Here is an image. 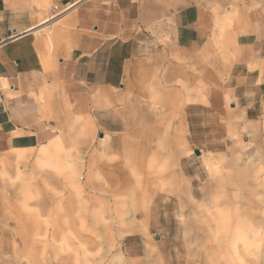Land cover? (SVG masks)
I'll return each mask as SVG.
<instances>
[{
  "label": "rangeland",
  "instance_id": "1",
  "mask_svg": "<svg viewBox=\"0 0 264 264\" xmlns=\"http://www.w3.org/2000/svg\"><path fill=\"white\" fill-rule=\"evenodd\" d=\"M0 2L20 5L24 24L63 11L57 0ZM193 2L211 16L209 35L180 45L171 20L145 10L141 55L120 88L90 94L83 114L55 85L29 94L46 136L0 151V264H264V0ZM66 18L52 30L62 41ZM153 66L191 95L156 116L157 142L141 136L138 114L141 99L155 101L141 90ZM247 73L256 91H243ZM12 95L0 78V101ZM166 132L181 145L159 176L143 145L160 146Z\"/></svg>",
  "mask_w": 264,
  "mask_h": 264
},
{
  "label": "crops",
  "instance_id": "2",
  "mask_svg": "<svg viewBox=\"0 0 264 264\" xmlns=\"http://www.w3.org/2000/svg\"><path fill=\"white\" fill-rule=\"evenodd\" d=\"M57 2L63 6L60 14L53 19H48L49 14L46 19L35 17L27 24L20 20V5L0 4V78L14 94L9 102L0 101V151L9 150V146L35 147L44 141L46 131L38 122V104L29 96L31 92L38 94L44 83L64 89L78 114L85 112L91 93L120 88L129 64L141 55L145 10L151 12V19L168 17L178 43L186 47L203 41L212 24L208 11L193 0H163L161 7L152 0ZM173 3L180 6L173 8ZM66 6L71 7L67 10ZM65 16L71 29L62 30L67 35L62 41L52 30L54 22ZM44 23L47 30L41 35ZM153 24L150 27L155 29ZM241 85L243 91H256L257 75L247 73ZM146 102V98L141 99V106ZM249 108L246 106V112ZM147 109L148 121L154 125L156 109L154 105ZM138 114L142 126L146 121L143 108Z\"/></svg>",
  "mask_w": 264,
  "mask_h": 264
},
{
  "label": "bare ground",
  "instance_id": "3",
  "mask_svg": "<svg viewBox=\"0 0 264 264\" xmlns=\"http://www.w3.org/2000/svg\"><path fill=\"white\" fill-rule=\"evenodd\" d=\"M72 4H74V3H71V5ZM68 7H71V6H66V9ZM55 15L56 14L51 13L49 15L48 19H53V17ZM42 21H41V23H42ZM127 70H128V68L126 69V71ZM126 71H125V74H127ZM147 71L149 72L148 75L143 74V73H142L143 75L141 74L142 75L141 76V90H147L148 93L150 94V93H152L151 89H153L155 91V93L157 92V94H155V96L153 97V99L155 100L154 103L146 102L145 104H143V107L141 106V108H143V110H144V114L146 117V121L143 122L144 125L141 126V136H143L144 139H146L147 141H154V142L156 141L157 142L158 139L160 138V132L161 131L158 128H156L155 126H153L152 124H150L151 123L150 121H148L149 120L148 119L149 114L147 113L148 112L147 108L150 105H152V106L154 105L155 108L157 107L160 110V112L158 111V113H157V108H156V116L160 115V114H161V116H166L168 114L167 110H166V106L169 107V106L174 105L179 98L184 99L185 100L184 104H186V102L191 100V95L189 96L190 98H188V94H186L187 92L184 91V89H182V94H179V92L177 93V91L175 90L176 88L171 83L169 84V82H168L169 80H165L166 77H165L164 72L160 69H157V67L153 66V68H151L150 70H147ZM173 84H174V82H173ZM197 84H198L197 85L198 89L195 92L198 95H199V93L203 94V91H202L203 90V88H202L203 87L202 86L203 81L201 78H199L197 80ZM141 97H142V93H141ZM123 100H125L126 104L129 105V101L131 100V97L128 95V92L123 94ZM134 100H136V99H134ZM130 108H129V106H125V107H123V109H124L123 112L121 110H119V111L122 115V113H124L125 110L129 112ZM133 112H135V114L137 115L136 110H134ZM137 118H138V116H137ZM154 121H156V118ZM170 124H171L170 121H168L166 126L170 127ZM167 133H169L170 137H167V138L164 137L165 141L161 142L162 144H160V146H153L150 144V142H145V145H143V154H145L147 152H151V154L153 153L155 155V157H154L155 160L152 162V164L154 165L155 173L159 174V176H163V171H164L163 167H165V163H166L165 159L168 158L169 156H171L178 149V146L181 145L180 141H179L181 138L179 139L178 136H176L175 141H174V138L172 137L171 133L166 132L165 134H167ZM101 139H103V137H101ZM182 144H184V141ZM161 147H164L167 150L163 153V152H161ZM183 172L186 173V168H183ZM169 176H170V174H169Z\"/></svg>",
  "mask_w": 264,
  "mask_h": 264
},
{
  "label": "water",
  "instance_id": "4",
  "mask_svg": "<svg viewBox=\"0 0 264 264\" xmlns=\"http://www.w3.org/2000/svg\"><path fill=\"white\" fill-rule=\"evenodd\" d=\"M100 136H102V135L100 134ZM194 153H195L196 155H198V154H199V150L195 149V150H194Z\"/></svg>",
  "mask_w": 264,
  "mask_h": 264
},
{
  "label": "built area",
  "instance_id": "5",
  "mask_svg": "<svg viewBox=\"0 0 264 264\" xmlns=\"http://www.w3.org/2000/svg\"><path fill=\"white\" fill-rule=\"evenodd\" d=\"M53 8H54V9H57L55 6H54ZM54 9H53V10H54Z\"/></svg>",
  "mask_w": 264,
  "mask_h": 264
}]
</instances>
